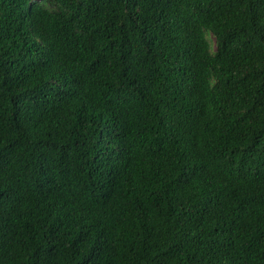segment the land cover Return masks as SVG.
Here are the masks:
<instances>
[{
    "label": "trees",
    "instance_id": "obj_1",
    "mask_svg": "<svg viewBox=\"0 0 264 264\" xmlns=\"http://www.w3.org/2000/svg\"><path fill=\"white\" fill-rule=\"evenodd\" d=\"M0 264H264V0H0Z\"/></svg>",
    "mask_w": 264,
    "mask_h": 264
}]
</instances>
